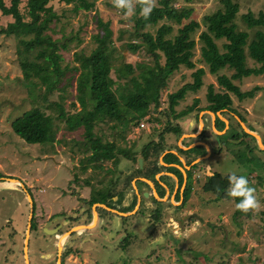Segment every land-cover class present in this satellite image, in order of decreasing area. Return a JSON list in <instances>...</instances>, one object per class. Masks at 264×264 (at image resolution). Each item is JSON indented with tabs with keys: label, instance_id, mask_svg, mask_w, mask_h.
Masks as SVG:
<instances>
[{
	"label": "rangeland",
	"instance_id": "1",
	"mask_svg": "<svg viewBox=\"0 0 264 264\" xmlns=\"http://www.w3.org/2000/svg\"><path fill=\"white\" fill-rule=\"evenodd\" d=\"M24 1L20 0L19 9L26 17ZM93 1V7L78 10L76 13L66 9L70 4L61 1L56 3L57 13L61 10L63 13L59 16L58 25L61 23L64 26L63 32L68 33L66 35L78 31L77 36L80 38L78 45H74L72 39L67 48L58 49L61 54V66L77 65L78 59L73 57V51L81 48L83 53L87 54L94 47L92 34L96 30L101 31L96 24V16L109 20L113 54L121 52L119 44L122 41H133L129 35L133 28L132 18L125 20L122 12L109 4L111 0ZM235 1L238 2V10L234 21L237 28L248 32L249 38L253 28H247L239 15L247 10L253 14L264 12V0ZM173 3L176 8L180 5L189 6L192 11L188 18L198 22V26L190 35L195 41L191 56L194 66L179 65L170 72L166 77L165 87L159 92L158 105L153 108L150 104L146 116H142L136 124L128 123L121 130L116 120L105 119L95 122L92 128L96 134L101 135L102 140H113L116 145L130 149L132 155L129 157L116 153L112 158L87 160L92 149L84 144L82 126L67 129L64 121L57 116V107L52 104L57 102L68 112L79 109L74 79L77 71L65 70L55 88L45 95L44 85L39 82L35 85L36 90L31 92L22 76L18 61V37L0 33V264H24L22 245L28 218L26 213L29 215L30 204L33 208L35 228L29 229V264H264V184H257L255 178L257 174L264 177V165L250 170L254 166L255 156L257 163H264V151H258L254 147V151L249 152L244 145L249 142L261 149L264 147L257 144L255 137V143L249 137L240 142L242 136L232 138L227 135L234 130L227 128L229 121L237 131L243 129V123L247 128L252 127L260 136V140L264 141V72L232 79L241 90L253 85L260 86L251 97L238 99L233 93H229L230 107L233 110L218 109V113L212 111V114L208 109H199L198 107L207 102L205 94L208 84L212 85L213 90L221 88L216 75L206 70L199 54V32L205 28L202 16L220 8L221 4L219 0H174ZM4 21L5 18L0 20L1 23ZM58 35L59 32L52 33L54 37ZM117 35L119 39L116 38ZM215 41L218 48L222 49L225 39L220 37ZM123 59L131 62H152L150 56L145 53L130 51L125 53ZM162 60L161 57L160 62ZM245 60L247 65L258 64L248 56ZM197 66L205 68L201 76L202 83L195 91H186L173 106V112H170L166 94L182 83L191 81V71ZM220 72L229 76L232 68L224 67ZM70 74L72 76L67 79ZM110 75H113L112 69ZM194 97L198 101L191 110L173 117L174 112L185 108ZM50 102L52 103L49 104ZM32 106H38L44 115L51 117L54 136L50 141L28 143L12 131L11 120L21 113H29ZM215 116L222 120V126H217ZM210 117L213 119L212 124ZM223 117L227 119L225 122ZM240 117H243V120ZM176 124L181 130L179 133L165 129ZM148 141H158L164 148V145H171L179 153L184 151L175 146L177 143L202 145L206 141L211 145L209 155L188 157L185 162L188 167L186 179L189 183L185 200L180 197L182 179L178 181L174 192L179 198L175 199L170 191L165 192L164 199L153 196L151 187H158V180L168 181L170 189L172 181L167 179L170 170L159 161L160 155L166 151H161L156 156L161 165L153 174L156 179L144 176L143 170L150 165L147 160H142L140 149ZM151 148L152 146L147 147L146 150ZM189 152L194 154L197 150L191 149ZM172 154L177 156L174 152ZM138 157L141 158V165L138 164ZM171 166L173 170H177L173 172L178 176V168ZM213 171L221 175H229L233 171L246 175L256 189L262 204L261 211L247 214L235 212L234 198L227 195L214 198L211 191L203 190L201 184L205 176ZM15 176L23 187L19 184L15 189L3 186L14 185L15 181H10L9 178ZM143 177L152 183L154 181V184L150 186ZM111 181L115 182L114 190L124 189L120 202L116 203L118 195L113 194L110 203L115 206H94L96 216L92 224L82 229L78 226L77 230H74L76 225L90 221L92 207L91 204L88 205L87 200L97 195L96 190L103 192ZM183 187L184 185L181 191ZM143 191H147L148 195H144ZM136 193L139 200L136 199ZM133 195L135 202L132 208L137 201L134 211L120 210L119 207L128 204ZM18 202L23 207L24 216L16 223ZM113 209L127 211V214L122 216V225L116 233L112 231L119 216ZM155 209L158 210L157 220L153 217ZM54 214L60 215L59 218L57 216L58 220L63 219V227L55 236L39 228L43 224L51 227L55 221L46 219L48 215L52 219ZM71 228L70 234L66 235ZM175 232H179V235H175Z\"/></svg>",
	"mask_w": 264,
	"mask_h": 264
},
{
	"label": "trees",
	"instance_id": "2",
	"mask_svg": "<svg viewBox=\"0 0 264 264\" xmlns=\"http://www.w3.org/2000/svg\"><path fill=\"white\" fill-rule=\"evenodd\" d=\"M58 1L70 4L66 9L73 13L78 10H88L94 6L93 0H25L26 17H24L19 9L20 0H0V20L5 18L4 23L0 22V33L4 35L13 34L18 37L16 48L18 61L22 76L26 79L25 83L29 85L28 89L31 92L36 90L35 85L39 82L44 85L43 94L45 95L55 88L65 70L77 71L74 79L79 109L68 112L57 102H50L49 104L52 103L57 107V116L64 121L67 129L82 126L84 144L89 145L92 149L87 160L98 161L112 158L116 153H122L129 157L132 155L130 149L116 145L113 140H102L101 135L96 134L92 129L94 123L105 119H114L120 124V129L123 130L128 123L136 124L142 116L146 115L150 104L153 108L156 107L159 103V92L165 87L168 74L179 65L194 66L191 56L195 41L190 35L198 26V22L188 18L192 11L189 6L180 5L176 8L173 3L174 0H158L157 7L147 20L139 16V8L137 9V15L132 17L133 28L129 31L130 39L133 41H122L119 44L121 52L113 54L114 45L112 44L109 20H103L96 16V24L101 31L96 30L92 34L95 41L94 47L87 54L83 53L81 48L73 51V57L78 59L77 65L64 64L61 66V54L58 49L67 48V44L72 42V39H74V45H78L80 38L77 36L78 31L66 35L68 33L63 32L64 26L61 23L58 25L59 16L63 14L61 13L62 10L57 13L58 4L56 5V3ZM219 2L220 8L202 16L205 28L199 32V39L201 40L200 57L206 66V70L216 75L217 82L221 86L220 89L213 90L212 85L208 84L205 94L207 102L198 107L211 111L231 109L229 93H233L238 99H242L253 96L255 91L260 88L259 85H253L248 89L241 90L232 81L233 78L264 72V12L258 11L253 14L247 10L239 15L247 28H253L252 35L248 38V32L245 29L237 28L234 21L238 2L235 0H219ZM109 4L113 7L111 2ZM66 9L63 8V10ZM58 32V37L52 36V33ZM220 37L225 39L222 43V49L218 48L215 41L216 38ZM116 38L119 39V35ZM127 51L145 53L150 56L152 62L124 60L123 57ZM246 56L258 64L247 65ZM161 57L163 58L162 62H160ZM224 67L232 68L229 76L220 72ZM111 69L113 75H110ZM204 71L203 66L195 67L191 71V81L182 83L166 94L167 108L170 112H173V106L184 96L186 91H195L200 86ZM71 76L72 74L67 79ZM120 79L122 81H119ZM197 101L198 99L194 97L189 105L174 112L173 117L187 113ZM29 111V113H21L11 120L12 131L28 143L53 139L54 130L51 126V117L44 115L38 106H32ZM240 119L243 120V117ZM215 123L218 124V127L223 125L222 120L217 116H215ZM227 128L234 129L232 132H228V136L232 138L242 136L240 142L245 141V137H249L255 143L253 135L245 132L242 128L237 131L230 121ZM248 128L253 129L250 126ZM165 129L175 133L181 131L177 124L167 126ZM261 142L264 144V141L261 140ZM150 146L152 148L146 150ZM244 146L249 152L254 151V147L258 151H264V149L249 144V142ZM163 148V145L158 144V141H148L141 146V158L147 160L150 165L143 170L144 176L149 178L151 176V179H154L153 174L161 167L156 156L163 151ZM189 149L197 150L199 154L204 153L201 144L192 145ZM254 158V166L250 170L264 165L262 162L257 163L256 156ZM162 160L164 162L173 160L177 162L176 156L169 151L163 153ZM171 167L168 166L167 168L177 171ZM227 176L213 171L205 176L201 188L211 191L214 198H221L226 195ZM255 178L257 184H264V177L257 174ZM181 179L179 172L178 180ZM188 184L186 179L182 189V200H185L187 196ZM217 184L224 191L218 193L214 187ZM114 185L115 182L111 181L103 192L96 190L97 195L87 200L88 205L93 202H102L107 206H115L110 203L111 196L115 193L118 195L116 203H119L123 197L124 189L114 190ZM161 193V190H158V194L161 195ZM98 196H102V198H98ZM177 198L178 195L175 196V199ZM153 200L155 199L153 198ZM234 200L236 203L238 202L237 199ZM134 202L135 196L133 195L130 202L119 207V209L130 210ZM234 211L240 212L235 207ZM157 214L158 210L155 209L153 213L155 220L158 219ZM87 215H90L89 211ZM33 228H35V223L33 216H31L30 229ZM216 264L223 263L217 262Z\"/></svg>",
	"mask_w": 264,
	"mask_h": 264
},
{
	"label": "clouds",
	"instance_id": "3",
	"mask_svg": "<svg viewBox=\"0 0 264 264\" xmlns=\"http://www.w3.org/2000/svg\"><path fill=\"white\" fill-rule=\"evenodd\" d=\"M111 3L122 12L125 20L136 16L138 8L139 16L147 20L157 7L158 0H111ZM227 181L226 195L238 200L235 204L236 210L244 214L261 211L262 204L257 197L256 189L250 184L246 175L237 174V172L233 171L227 176ZM214 187L218 193L224 191L219 184L214 185ZM174 234L178 236L179 232Z\"/></svg>",
	"mask_w": 264,
	"mask_h": 264
},
{
	"label": "crops",
	"instance_id": "4",
	"mask_svg": "<svg viewBox=\"0 0 264 264\" xmlns=\"http://www.w3.org/2000/svg\"><path fill=\"white\" fill-rule=\"evenodd\" d=\"M210 119H211V124L213 123V119H212V117H210ZM227 120V119H226ZM181 126V125H180ZM201 142V141H200ZM205 145H203L202 144V146H203V148H204V153H202V154H199L198 152L197 153H191V152H189L190 151V149H189V147H191L190 146V144H188V145H178V143H177V145H175V146H177V147H179V148H181L184 152L183 153H179L176 149H175V147H173V146H171V145H164V146H166L164 149H163V151L162 152H165V151H171V152H174L177 156H176V158H177V162L176 161H170V162H164L163 160H161V158H162V155L163 154H161L160 155V158H159V161H163L164 163V166H166V169L167 170H170V169H168L167 167L168 166H171V165H174L175 167H177L178 168V171L181 173V178H182V180H181V182H180V184H182V185H184V183H185V180H186V169L188 168L187 167V165H185V162H186V160H187V158L188 157H199V156H203L204 154L207 156V155H209L210 154V152H211V145H209V143L208 142H206V141H204L203 142ZM191 161V162H190ZM189 161V164H191L192 163V160H190ZM188 164V165H189ZM181 167L183 168V169H181ZM164 172H167V171H164ZM170 172H172V173H170ZM170 172L168 171V175H167V179L168 180H171L172 181V188L170 189L169 188V183H167L165 180H163V181H159L158 180V183H159V186L157 187L156 185L154 186L155 187V189L153 188V184H154V181H153V183L150 185V186H152L151 187V189H152V194H153V191L154 192H156L157 193V195H159L158 194V190H161V192H162V190H164L162 193H163V195H162V193H161V197H163L164 195H165V192L167 191H170L171 192V194H172V196L173 197H175L177 194L175 193L174 194V192L176 191V187H177V183H178V176L172 171V170H170ZM174 174V175H173ZM155 176V175H154ZM1 177V176H0ZM16 177V176H15ZM15 177H13V178H15ZM153 178H155V177H153ZM15 179H17V177L15 178ZM143 179V178H142ZM156 179V178H155ZM17 184H19L21 187H23V185H22V183H20V181H19V179H17L16 180V182L14 183V185L12 184V185H5V184H3V186H5V187H8V188H10V189H15L17 186ZM132 184H133V182H132ZM149 184V183H148ZM182 185H180V197H182V191H181V188H182ZM22 189V188H21ZM23 190V189H22ZM25 190V189H24ZM160 197V196H159ZM179 198V197H178ZM136 199L137 200H139V197H138V193H136ZM17 205H18V209H17V214H16V216H18L16 219H15V221H16V223L17 222H19V220L21 219V217H23L24 216V214H23V207H22V205H21V203H17ZM91 216H92V213H91ZM28 217V212L26 213V218ZM99 217V216H98ZM26 220H28V218L26 219ZM90 220H91V218H90ZM97 221V218H96V220H95V222ZM93 222V221H92ZM90 224H92V223H90ZM4 225H6V224H4ZM45 225L43 224V225H41L39 228H43ZM47 227V226H46ZM15 229L16 230H18V228L17 227H15ZM30 229V228H29ZM17 232V231H16ZM16 232L14 233V237H15V234H16ZM29 235H30V233L28 234V239H29ZM0 243H1V241H0ZM27 245H28V243H27ZM0 246H2V244L0 245ZM58 248V247H57Z\"/></svg>",
	"mask_w": 264,
	"mask_h": 264
},
{
	"label": "water",
	"instance_id": "5",
	"mask_svg": "<svg viewBox=\"0 0 264 264\" xmlns=\"http://www.w3.org/2000/svg\"><path fill=\"white\" fill-rule=\"evenodd\" d=\"M209 113H212V114H214V113H218L217 111H215L214 113L212 112V111H210V110H207ZM223 120H224V122L226 121V119L223 117L222 118ZM241 122V121H240ZM242 123V122H241ZM242 127H243V129L245 130V131H248L249 133H251L255 138H256V141H257V144L259 145V146H262V147H264V144L261 142V140H260V136L258 135V133H256L255 131H253L252 129H249V128H247L245 125H243V123H242ZM203 145H205L204 143H203ZM191 146V145H190ZM137 161H138V164L139 165H141V158L140 157H138L137 158ZM162 163H164L163 161H161ZM181 169H183L182 167H181ZM174 175V174H173ZM12 179H14V180H17V179H15V178H12ZM143 179L145 180V181H147V183H149L150 185L152 184V182L149 180V179H147V178H144L143 177ZM143 194L144 195H148V192L147 191H143ZM153 196H155L157 199H164V197H159L158 195H157V193L156 192H154L153 191ZM27 197H29V199H31L30 198V196L27 194ZM136 204H137V201H136V203H135V205H134V207L131 209V210H128V212H132V211H134V208H135V206H136ZM32 204H30V208H29V215H28V220H27V224H26V227H25V229H24V235H23V245H22V250H23V258H24V264H29L28 263V259H27V243H28V234H29V228H30V219H31V216H32V206H31ZM96 205H102V206H104V207H106V208H109L108 206H106L104 203H102V202H93V203H91V207H92V216H91V220L89 221V222H87L86 224H78V225H76V227H73V229L74 230H77L76 228L79 226L81 229L82 228H86V227H89V225H90V223H92V221H94V219H95V216H96V212L94 211V206H96ZM113 211H115V212H117L118 213V218H117V220H116V227L113 229V233H116L119 229H120V227H121V225H122V216H124V215H126L127 214V211H118V210H116V209H113ZM59 227V225L57 226H54V227H46V226H44L43 227V229L47 232V233H53V232H55L56 231V229ZM72 231V228L71 229H69L67 232H66V235L67 234H69L70 232ZM57 247H58V244H57Z\"/></svg>",
	"mask_w": 264,
	"mask_h": 264
},
{
	"label": "flooded vegetation",
	"instance_id": "6",
	"mask_svg": "<svg viewBox=\"0 0 264 264\" xmlns=\"http://www.w3.org/2000/svg\"><path fill=\"white\" fill-rule=\"evenodd\" d=\"M60 215H61V213H60ZM60 215H53L52 216V219L50 218V215H48V217H47V221L48 220H53V221H55V222H53V224L51 225V227H54V226H58L59 225V227L56 229V231L55 232H53V235L55 236V234H57L58 233V230L59 229H61L62 227H63V219H59L58 220V218L60 217ZM57 216H58V218H57ZM122 221H123V219H122ZM116 222V221H115ZM41 226V225H40ZM102 226V225H101ZM70 234V233H69ZM68 235V234H67ZM57 236V235H56ZM122 236H124V235H121V237ZM61 237V236H60ZM60 237H59V239H60ZM58 243H59V240H58Z\"/></svg>",
	"mask_w": 264,
	"mask_h": 264
},
{
	"label": "bare ground",
	"instance_id": "7",
	"mask_svg": "<svg viewBox=\"0 0 264 264\" xmlns=\"http://www.w3.org/2000/svg\"><path fill=\"white\" fill-rule=\"evenodd\" d=\"M9 180H10V181H12V180H13V181H15V182H16V180H14V179H12V178H9ZM62 238H63V236H62ZM62 238H60V240H61ZM60 240H59V241H60Z\"/></svg>",
	"mask_w": 264,
	"mask_h": 264
},
{
	"label": "built area",
	"instance_id": "8",
	"mask_svg": "<svg viewBox=\"0 0 264 264\" xmlns=\"http://www.w3.org/2000/svg\"><path fill=\"white\" fill-rule=\"evenodd\" d=\"M146 116V115H145ZM140 124H142L141 122H140Z\"/></svg>",
	"mask_w": 264,
	"mask_h": 264
}]
</instances>
